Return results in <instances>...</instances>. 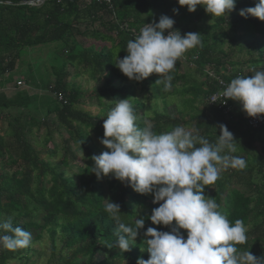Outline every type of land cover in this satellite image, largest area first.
Listing matches in <instances>:
<instances>
[{"label":"trees","instance_id":"1","mask_svg":"<svg viewBox=\"0 0 264 264\" xmlns=\"http://www.w3.org/2000/svg\"><path fill=\"white\" fill-rule=\"evenodd\" d=\"M29 1L32 0H0V85L12 82V78L1 77L17 68L21 52L27 47L64 40L65 59L57 65L60 70L55 81L46 86L50 94H29L23 89L8 97L0 92V220L11 217L13 227L32 234L26 248L0 249V264H9L16 258L25 259L22 264H28L29 252L38 253L31 244L40 240L44 231L50 236L53 252L58 247L67 251L64 264H136L140 257L147 260L149 253L142 233L128 252L109 248L117 240L118 226L104 211L103 198L120 204L121 221L126 224L133 225L143 215L144 230L154 227L171 231L170 227L148 220L152 209L159 207L153 203L152 195L138 194L112 175L101 180L91 173L94 162L90 158L102 151L94 145L87 129L99 130L103 137V123L109 111L98 115L81 106L86 97L94 96L102 110L106 106L104 99H108L111 110L112 101L119 94L125 98L134 95L130 85L119 87L114 83L116 79L130 80L115 66L116 58L126 56L127 42L134 39L144 23L159 22L161 15L173 18L174 28L182 35L201 34V46L188 50L177 61L170 73L173 80L169 91L155 85L157 74L138 82L146 97L164 101L166 110L155 112L150 118L153 131L160 134L183 125L194 135L215 143L220 135L217 125L228 127L236 140L232 155L244 158L246 167L222 171L215 184L206 186L205 194L215 198L220 205L218 210L230 223L237 219L244 222L248 239L237 245L238 249L264 256V156L256 157L255 151V135L260 129L243 127L242 120L237 121L234 116L228 119L222 108L208 102L220 87L217 77L229 84L237 76L264 71V21L239 15L241 9L254 7L258 0H236L234 11L214 19L202 6L193 13L180 6L178 0H112L111 4L100 0H44L37 5ZM174 9L179 10L178 14ZM84 36L93 40L88 47L80 40ZM186 62L194 65L193 73L183 68ZM67 64L89 67L90 74L103 78L105 84L95 89L94 95L83 91L69 81ZM246 67L250 69L247 73ZM169 96L174 100L169 101ZM129 102L137 116L136 124L143 128L148 117L145 102L139 98H130ZM175 102L178 115H171L167 107ZM13 107L17 114L12 118ZM3 116L15 138L12 143L7 142L10 132L2 127ZM41 127L46 128V133L39 139L34 132ZM51 127L67 133L62 141V163L68 166L78 156L84 161L76 173H68L51 160L58 154L57 145L50 147L54 139ZM245 173L250 178L242 183ZM38 212L42 213L41 218L37 217ZM181 231L186 237V230ZM98 252L107 257L96 263Z\"/></svg>","mask_w":264,"mask_h":264},{"label":"clouds","instance_id":"2","mask_svg":"<svg viewBox=\"0 0 264 264\" xmlns=\"http://www.w3.org/2000/svg\"><path fill=\"white\" fill-rule=\"evenodd\" d=\"M178 4L193 13L202 6L213 19L236 8V0H178ZM239 15L264 21V0H258L254 7L241 9ZM174 25L175 20L168 15H161L159 22L144 23L134 39L127 42V55L122 59L118 56L115 66L136 82L157 74L155 85L169 91L173 80L170 73L177 61L188 50L201 46V34L182 35ZM217 78L220 81L221 77ZM221 95L223 103L230 100L232 106L228 114L222 110L228 119L236 113L233 103L236 101L247 114L241 122L243 127L264 128V124L253 127L249 123V117L264 116V71L237 76L227 83ZM112 102L114 107L103 123L104 136L99 138V143L108 150L90 158L94 162L91 173L101 180L112 175L136 193L152 195L153 203L159 207L152 209L148 220L154 225L170 227L171 231L154 227L144 230L143 215L133 225L126 224L121 221L120 204L103 198L104 211L118 226L117 240L109 248L128 252L142 233L149 258L140 257L136 264H264V256L256 257L237 247L248 239L244 222L237 219L234 224L230 223L218 210L220 205L215 198L205 194L206 186L215 184L222 171L246 167L244 158L232 155L236 152V140L228 127L222 123L217 125L220 135L215 143L194 135L183 125L157 134L147 121L143 128L136 124L137 116L129 98ZM181 230H186V237ZM31 240L29 231L13 227L11 217L0 220V249L26 248Z\"/></svg>","mask_w":264,"mask_h":264},{"label":"rangeland","instance_id":"3","mask_svg":"<svg viewBox=\"0 0 264 264\" xmlns=\"http://www.w3.org/2000/svg\"><path fill=\"white\" fill-rule=\"evenodd\" d=\"M40 4V3H38ZM90 36H84L80 40L84 44L85 47H88L93 40ZM66 46V42L64 40H57L45 44H40L32 47H27L21 52V58L18 62L17 68L7 73L4 77V80L7 78H12V82L5 83V85H0V92H5L8 97L14 96L17 90H27L29 94H38V95H45L50 94V92L46 89V86L48 83H53L55 79L57 78V72H59L60 68L57 66L58 64H61V62L65 59V53L64 48ZM127 55V54H126ZM121 58V57H119ZM117 60V58H116ZM183 68L187 70L189 73H193L194 65L190 64L188 62L183 64ZM66 69L69 73V81L71 83H75L76 85L80 86V88L83 91L90 92L89 94L94 95V90L102 87L105 84V80L103 78H95L93 77L89 72V67L85 65L80 66H71L70 64H67ZM250 71L249 68H245V72L247 73ZM212 77H214V74H211ZM22 80L23 82L21 84H18L17 81ZM3 80V82H4ZM11 83V84H10ZM115 85L119 87H124V85L128 84L132 88L131 91L133 92V96L130 97L131 99L139 98L140 100L145 102V109L146 114H148V117L146 118L147 122H151L150 118L155 115V112H163L165 111V105L162 98H154V97H146L144 94V91L142 90V85L138 82L134 81H120L119 79H116L114 81ZM129 98V99H130ZM115 99H126L122 94H119L115 97ZM167 99L170 101L174 100L171 96L167 97ZM175 99L178 101L180 98L175 96ZM106 103V106L102 110V107L100 106L99 102L96 100L94 96L86 97L81 106L85 109L90 110L94 114L103 115L104 112L110 111V108L107 106L111 102L108 99H104ZM176 103H171L167 107V111L171 115H178L177 114V106ZM234 103V113L235 119L237 121L242 120L243 118H246V113L242 111V106L236 102ZM203 105H199V108H202ZM104 111V112H103ZM17 114V108L13 107L10 110V115L13 118ZM3 119H6V116H3ZM52 119L55 120V116L52 114ZM213 119V118H212ZM1 126V123H0ZM2 127L7 131L10 132V134H7L6 139L8 143H12L15 141V138L12 134V130L8 126L7 120L2 121ZM52 128V127H51ZM53 127L54 130V139L50 143V147H54L57 145L58 148V154H56L55 157H53L51 160L56 165H61V168H64L68 171V173H76L79 168L83 164V160L81 159V156H78V159L76 162L70 163L68 166L64 165L62 163V141L63 138L67 136V133L62 130H56ZM90 139L93 140L94 145L99 147V149L103 152L108 149H106L103 145L99 143V138H101V133L99 130H96L94 128H88L87 129ZM35 135L39 137V139L44 136L46 133V128L41 127L39 130L35 128ZM246 136V135H244ZM256 138V157L264 156V128L260 129L258 133L255 135ZM247 137V136H246ZM261 137V139H260ZM7 169L13 170L14 168H10L7 166ZM244 178H242L243 182L249 181V175L244 174ZM259 177V176H258ZM262 179V177H259ZM237 181V180H235ZM235 186L239 188H244L242 184L235 183ZM38 218L42 217V213L40 214L38 212L37 214ZM31 247L38 250V253H34L32 251L29 252L30 260L27 261L28 264H64L65 260L68 258V253L66 250L58 249L53 252V249L51 247V239L47 231L43 232V236L40 240H36L31 244ZM107 257V254L104 252H98L95 262L98 263L102 258ZM25 263V259L16 258L14 260H11L9 264H22Z\"/></svg>","mask_w":264,"mask_h":264},{"label":"built area","instance_id":"4","mask_svg":"<svg viewBox=\"0 0 264 264\" xmlns=\"http://www.w3.org/2000/svg\"><path fill=\"white\" fill-rule=\"evenodd\" d=\"M63 1V0H60ZM67 1H72V0H67ZM89 1V0H88ZM100 1H104L108 4H111L112 0H100ZM227 83L223 80L220 79V87L218 88V90L213 93L210 97V103L211 104H217L219 108H222V110L228 114V112H230V110H232V106L230 104V100H228L226 103H223V97L221 95V93L224 91V89L226 88ZM59 99H62V95L57 94L56 95ZM214 101V102H213ZM249 123L250 125H252L253 127H259L261 125L264 124V116L261 115L258 118H253V117H249Z\"/></svg>","mask_w":264,"mask_h":264},{"label":"water","instance_id":"5","mask_svg":"<svg viewBox=\"0 0 264 264\" xmlns=\"http://www.w3.org/2000/svg\"><path fill=\"white\" fill-rule=\"evenodd\" d=\"M42 1H44V0H32V1H29L28 3L29 4H38V3L42 2Z\"/></svg>","mask_w":264,"mask_h":264}]
</instances>
